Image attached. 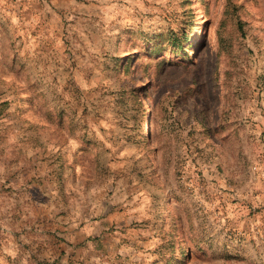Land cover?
I'll use <instances>...</instances> for the list:
<instances>
[{
    "label": "rangeland",
    "instance_id": "1",
    "mask_svg": "<svg viewBox=\"0 0 264 264\" xmlns=\"http://www.w3.org/2000/svg\"><path fill=\"white\" fill-rule=\"evenodd\" d=\"M0 264H264V0H0Z\"/></svg>",
    "mask_w": 264,
    "mask_h": 264
},
{
    "label": "trees",
    "instance_id": "2",
    "mask_svg": "<svg viewBox=\"0 0 264 264\" xmlns=\"http://www.w3.org/2000/svg\"><path fill=\"white\" fill-rule=\"evenodd\" d=\"M184 37L185 34H180V35L172 34V36L168 38V41L174 45L176 50H180L182 48L183 42L185 41Z\"/></svg>",
    "mask_w": 264,
    "mask_h": 264
},
{
    "label": "crops",
    "instance_id": "3",
    "mask_svg": "<svg viewBox=\"0 0 264 264\" xmlns=\"http://www.w3.org/2000/svg\"><path fill=\"white\" fill-rule=\"evenodd\" d=\"M8 212V209H6V213Z\"/></svg>",
    "mask_w": 264,
    "mask_h": 264
}]
</instances>
